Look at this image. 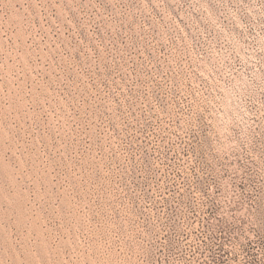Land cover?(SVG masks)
<instances>
[{
  "label": "rangeland",
  "instance_id": "rangeland-1",
  "mask_svg": "<svg viewBox=\"0 0 264 264\" xmlns=\"http://www.w3.org/2000/svg\"><path fill=\"white\" fill-rule=\"evenodd\" d=\"M0 264H264V0H0Z\"/></svg>",
  "mask_w": 264,
  "mask_h": 264
}]
</instances>
